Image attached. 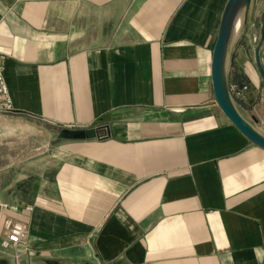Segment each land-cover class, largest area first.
I'll list each match as a JSON object with an SVG mask.
<instances>
[{
  "label": "crops",
  "instance_id": "crops-1",
  "mask_svg": "<svg viewBox=\"0 0 264 264\" xmlns=\"http://www.w3.org/2000/svg\"><path fill=\"white\" fill-rule=\"evenodd\" d=\"M227 2L0 0V205L27 226L0 264H264V149L211 79ZM254 9L227 80L264 129Z\"/></svg>",
  "mask_w": 264,
  "mask_h": 264
},
{
  "label": "water",
  "instance_id": "water-1",
  "mask_svg": "<svg viewBox=\"0 0 264 264\" xmlns=\"http://www.w3.org/2000/svg\"><path fill=\"white\" fill-rule=\"evenodd\" d=\"M253 0H228L219 27L217 40L213 49L211 61V79L216 101L228 119L253 144L264 149V129L252 126L239 112L231 95L227 75L230 67L232 47L248 25L249 14ZM243 12V22L235 32L239 13ZM260 39L255 50V62L264 81V68L261 62V48L264 40V10L260 23ZM90 132L86 130L63 129L65 139H85Z\"/></svg>",
  "mask_w": 264,
  "mask_h": 264
},
{
  "label": "built area",
  "instance_id": "built-area-1",
  "mask_svg": "<svg viewBox=\"0 0 264 264\" xmlns=\"http://www.w3.org/2000/svg\"><path fill=\"white\" fill-rule=\"evenodd\" d=\"M230 92L234 100H244L245 92L249 89L248 84H229ZM14 102L7 85L4 66L0 63V113L13 112ZM8 208L7 204L0 205V224L4 231L2 247L4 249L24 246L27 238V226L25 223L15 220L10 216L4 215V210ZM18 258V256L16 257ZM103 264V263H95Z\"/></svg>",
  "mask_w": 264,
  "mask_h": 264
},
{
  "label": "rangeland",
  "instance_id": "rangeland-1",
  "mask_svg": "<svg viewBox=\"0 0 264 264\" xmlns=\"http://www.w3.org/2000/svg\"><path fill=\"white\" fill-rule=\"evenodd\" d=\"M255 1V9H254V11L256 10V11H259L260 9H261V7H263L264 6V0H254ZM258 8V9H257ZM255 11V12H256ZM250 26V25H249ZM249 26H248V28H247V32L249 31ZM253 56H254V58L256 57V55H255V51L253 50ZM243 84V83H242ZM244 84H247V83H244ZM249 86V85H248ZM7 180H8V175H7Z\"/></svg>",
  "mask_w": 264,
  "mask_h": 264
},
{
  "label": "bare ground",
  "instance_id": "bare-ground-1",
  "mask_svg": "<svg viewBox=\"0 0 264 264\" xmlns=\"http://www.w3.org/2000/svg\"><path fill=\"white\" fill-rule=\"evenodd\" d=\"M243 22V12L239 13V16L237 18V22H236V28H235V32H237L239 30V28L241 27Z\"/></svg>",
  "mask_w": 264,
  "mask_h": 264
},
{
  "label": "trees",
  "instance_id": "trees-1",
  "mask_svg": "<svg viewBox=\"0 0 264 264\" xmlns=\"http://www.w3.org/2000/svg\"><path fill=\"white\" fill-rule=\"evenodd\" d=\"M0 262H1V260H0Z\"/></svg>",
  "mask_w": 264,
  "mask_h": 264
}]
</instances>
